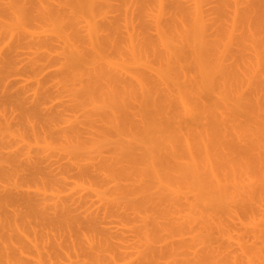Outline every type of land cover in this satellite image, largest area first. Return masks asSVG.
<instances>
[{"label": "rangeland", "instance_id": "obj_1", "mask_svg": "<svg viewBox=\"0 0 264 264\" xmlns=\"http://www.w3.org/2000/svg\"><path fill=\"white\" fill-rule=\"evenodd\" d=\"M0 264H264V0H0Z\"/></svg>", "mask_w": 264, "mask_h": 264}, {"label": "bare ground", "instance_id": "obj_2", "mask_svg": "<svg viewBox=\"0 0 264 264\" xmlns=\"http://www.w3.org/2000/svg\"><path fill=\"white\" fill-rule=\"evenodd\" d=\"M206 155H207V154H206ZM206 155H205V158H207ZM206 161H207V160H206ZM209 165H210V164L208 163V165H206V166L209 167ZM208 167H207V168H208ZM207 168H206V169H207ZM212 168H213V170H211ZM209 169H210V170H209ZM209 169H208V170L210 171V173H212V174H214V175L216 174V173H214V172H216V171H214V170H215L214 167H211V168L209 167ZM213 171H214V172H213ZM213 177H214V176H213Z\"/></svg>", "mask_w": 264, "mask_h": 264}]
</instances>
